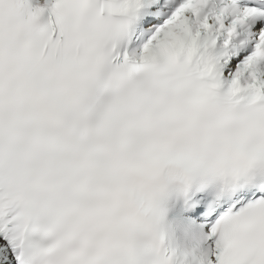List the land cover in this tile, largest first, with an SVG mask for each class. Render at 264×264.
Returning <instances> with one entry per match:
<instances>
[{
  "label": "snow or ice",
  "instance_id": "obj_1",
  "mask_svg": "<svg viewBox=\"0 0 264 264\" xmlns=\"http://www.w3.org/2000/svg\"><path fill=\"white\" fill-rule=\"evenodd\" d=\"M0 264H264V0H0Z\"/></svg>",
  "mask_w": 264,
  "mask_h": 264
}]
</instances>
